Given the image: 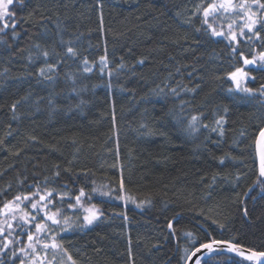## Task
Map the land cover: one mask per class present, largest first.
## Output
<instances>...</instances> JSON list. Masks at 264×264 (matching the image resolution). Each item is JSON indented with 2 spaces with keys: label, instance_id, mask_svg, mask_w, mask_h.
<instances>
[{
  "label": "trees",
  "instance_id": "obj_1",
  "mask_svg": "<svg viewBox=\"0 0 264 264\" xmlns=\"http://www.w3.org/2000/svg\"><path fill=\"white\" fill-rule=\"evenodd\" d=\"M211 2L204 0L203 7ZM200 3L27 0L23 8L17 3L10 9L18 24L15 39L9 27L0 40V207L39 184L41 193L69 192L71 199L50 211L62 207L64 216L83 223L82 210L68 209L83 187L93 196L85 204H95L102 218L83 231L54 229L76 264H184V249L192 250L188 232L202 240L209 232L246 248L264 246V198L252 199L258 187L244 198L257 179L255 140L264 126V98L230 102L227 89L234 84L228 73L243 66L242 60L239 53L233 57L228 40L209 38L207 25L201 27L202 8L193 15ZM58 32L73 41L78 58H64L54 85L38 83L36 72L45 61L40 55L32 63L29 56L35 58L36 44L40 53L55 49L63 55L68 45H60ZM239 47L251 58L249 50L262 46L241 42ZM104 55L109 63L101 74ZM85 57L92 67L88 73L81 67ZM57 58L53 54L48 62ZM121 63L125 67L118 68ZM251 75L255 80L245 86L258 90L264 71ZM225 106L220 135L212 128ZM194 115L202 117L200 130L190 133ZM57 164L61 174L54 179ZM238 175L243 179L237 184ZM121 178L130 199L116 200L118 192L111 199L99 194L119 188ZM141 201L150 203L137 207ZM10 255L0 259L7 262Z\"/></svg>",
  "mask_w": 264,
  "mask_h": 264
},
{
  "label": "snow or ice",
  "instance_id": "obj_2",
  "mask_svg": "<svg viewBox=\"0 0 264 264\" xmlns=\"http://www.w3.org/2000/svg\"><path fill=\"white\" fill-rule=\"evenodd\" d=\"M27 0H0V22L3 26L0 27V40H3V35L6 34V30L11 27L12 38L17 37L15 31L18 21L15 13L10 9L17 3L23 8L26 5ZM204 0L196 6V10L193 15L200 13L202 8V25H207L204 29L206 32L210 31L209 38H223L229 41V47L232 49V55L235 57L236 53H239L240 59L242 60L241 67H236L234 71L228 73V77L231 82L235 85L234 88L227 89L228 99L233 105H244L252 97L260 95L264 98V85H261L258 90L248 88L245 86L246 82L254 81L255 77L251 75L252 71H264V0H212L206 7H203ZM231 14L238 19L231 20L227 25V31L223 28L217 31L216 28L209 23L211 17L215 20L216 16L219 15L224 17L225 14ZM23 20V17H21ZM201 28H197L199 32ZM60 36V45L66 47V52L61 55L55 53H49L47 50L40 53V44H36L35 48L37 54L35 58L29 56V60L35 63L40 58V55L44 58V65L40 67L36 72V79L38 83L47 81L49 84L54 85L57 82V74L59 67L63 64L64 58H78L77 50L72 47V40L64 41L62 34L57 33ZM42 36H47V30L42 33ZM239 37V39H238ZM244 42L247 44H261L260 49L251 48L249 55L251 58L240 51V43ZM53 54L57 57L55 62L49 63L48 61L52 58ZM107 55L99 58V65L101 66V74H103L105 68L108 67ZM143 63V61H140ZM81 67L84 73L92 71V67L89 66V61L85 57L81 62ZM125 65L121 63L118 68H123ZM31 75V73H29ZM111 76L112 73L109 72ZM68 79L75 83V75L72 73L67 74ZM42 78V79H41ZM111 87V84L108 85ZM187 91H194V89H186ZM73 92H77L76 88L72 89ZM175 91V90H173ZM31 94L29 93V96ZM29 96H25L22 100L27 101ZM264 102V101H262ZM20 101L13 102L12 112L13 120L16 119V109ZM54 103L53 99L49 98V104ZM228 107L223 108V115H220L215 120V128L212 131L215 132L219 128L220 135H223V125L226 123V116L228 114ZM202 117L192 116L188 121L187 131L190 133H196L200 130L199 122ZM204 128H208L209 125H203ZM11 129H9L8 135L10 136ZM35 139V138H33ZM256 152L259 159L257 179L253 181V184L249 185L245 190L244 198L247 200L251 196V193L257 189H260L257 197L252 199L264 198L261 194H264V128H261L259 135L256 139ZM223 162V160L221 161ZM71 163V162H69ZM56 169L53 172V178L58 179L60 177V166L57 164L54 166ZM67 171V169L65 170ZM77 179L79 176L76 177ZM236 182L243 179L242 176L238 175ZM48 182V178H45V183ZM63 187L67 188L65 184ZM11 186L6 189L10 191ZM99 190L96 188L92 189V193H98ZM118 192L120 195L115 197L116 200H128L130 198L125 197L124 181L121 178L119 188H109L108 192H99L101 196H107L111 199L112 193ZM58 197V200H54L53 197ZM38 197V199H37ZM71 199L69 192L57 193L56 190H45L43 194L39 184L36 185L35 190L32 192L17 194L12 200H8L3 203L0 207V254L7 255L8 251H11V255L8 257V261L0 259V264H16V260H19L20 264H65L63 257H67V261L71 264H76L72 256L68 254L67 248L58 241V234L54 230L59 228L60 232H66L79 228L81 231L87 226L92 225L95 221L99 220L103 216V212L95 204H89L85 206V200L93 199V196L85 191L83 187L79 188L78 194L74 197L75 204L69 203L68 209L82 210L83 223H80V218L77 217L75 221L69 216H64V209L56 208L55 212H50L51 208L56 206L59 202L63 204L65 199ZM149 201H141L137 207H141ZM42 214V215H41ZM244 215L247 216V208H245ZM62 218V219H61ZM126 219V217H125ZM41 221L37 223L36 221ZM50 222V223H48ZM215 223V221H213ZM34 227V231H33ZM168 227L170 230L173 229V221H169ZM219 227L224 229L226 224H220ZM174 234V233H173ZM27 236V240L23 239ZM185 236L189 240V245L192 252H189L188 248L184 249V256L181 257L185 264H264V246L260 250L256 248H246L234 240H217L212 237L211 233L205 232L203 240L200 237H196L193 233H185ZM17 245H20L17 247ZM198 245V247H197Z\"/></svg>",
  "mask_w": 264,
  "mask_h": 264
},
{
  "label": "rangeland",
  "instance_id": "obj_3",
  "mask_svg": "<svg viewBox=\"0 0 264 264\" xmlns=\"http://www.w3.org/2000/svg\"><path fill=\"white\" fill-rule=\"evenodd\" d=\"M233 19H238V18L232 16L231 14H225L224 17H221V16L218 15V17H216L215 20H213V19L210 17V18H209V23H211V24L216 28L217 31H220L222 28H223L224 31H227V25H228V23H230L231 20H233ZM225 20H226V21H225ZM249 59H250V58H249ZM234 87H235V85H234ZM42 194H43V193H42ZM37 199H38V197H37ZM74 204H75V202H74ZM88 205H89V204H85L86 207H87ZM50 212H52V211H50ZM25 240H27V237H26Z\"/></svg>",
  "mask_w": 264,
  "mask_h": 264
},
{
  "label": "water",
  "instance_id": "obj_4",
  "mask_svg": "<svg viewBox=\"0 0 264 264\" xmlns=\"http://www.w3.org/2000/svg\"><path fill=\"white\" fill-rule=\"evenodd\" d=\"M262 128H264V126L262 127ZM259 135V132H258V134H257V136ZM256 139H257V137H256ZM255 152H256V140H255ZM256 157H257V163H258V165H259V159H258V155H257V152H256ZM197 247H198V245H197ZM194 249H192L190 252H192ZM184 264H185V262H184ZM189 264H192V262H189Z\"/></svg>",
  "mask_w": 264,
  "mask_h": 264
}]
</instances>
